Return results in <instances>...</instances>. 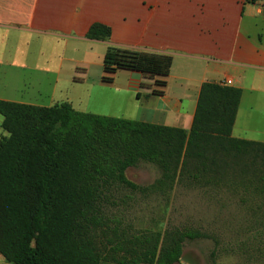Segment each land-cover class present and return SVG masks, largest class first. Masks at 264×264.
Segmentation results:
<instances>
[{
    "label": "trees",
    "instance_id": "1",
    "mask_svg": "<svg viewBox=\"0 0 264 264\" xmlns=\"http://www.w3.org/2000/svg\"><path fill=\"white\" fill-rule=\"evenodd\" d=\"M111 35L95 23L87 38ZM172 63L170 55L110 46L102 80L111 83L119 70L155 80L168 76ZM241 97L239 88L205 83L190 130L81 112L68 102L0 100L8 134L0 139V254L9 264L180 263L185 242L204 233L167 228L129 235L106 216L107 194L116 186L166 193L187 183L234 185L264 200V143L232 136ZM141 162L162 173L151 186L127 177ZM229 174L236 179L227 184Z\"/></svg>",
    "mask_w": 264,
    "mask_h": 264
},
{
    "label": "crops",
    "instance_id": "2",
    "mask_svg": "<svg viewBox=\"0 0 264 264\" xmlns=\"http://www.w3.org/2000/svg\"><path fill=\"white\" fill-rule=\"evenodd\" d=\"M95 23L111 28L109 40L87 38ZM2 35L25 36L36 41L67 40L66 51L70 48L69 41L74 40L101 42L106 51L112 46L173 58L166 77L148 80L140 72L119 70L111 83L102 79L99 83L89 82L91 63L70 60L76 66L63 83L61 74L67 58L62 57L54 68L48 62L32 67L25 58H4L5 49H0V87L13 84V68L20 72L19 76L35 70L53 78L49 87L51 103L27 104L52 107L68 102L81 112L101 115L120 112L126 119L190 130L202 86L219 83L242 90L232 136L264 143V0H0ZM39 50L40 58L43 49ZM102 67L103 78V64ZM120 74L126 77L123 83H117ZM156 81L165 85L159 87ZM228 81L231 84H226ZM155 90L160 94L154 93ZM98 91L106 96L104 108L97 107ZM58 92L65 93L57 98ZM0 100L24 103L3 97ZM113 103L118 104L116 108L110 106ZM2 122L3 119L0 126ZM261 249L258 255L230 254L228 259L264 264V241ZM0 264H9L1 254Z\"/></svg>",
    "mask_w": 264,
    "mask_h": 264
},
{
    "label": "rangeland",
    "instance_id": "3",
    "mask_svg": "<svg viewBox=\"0 0 264 264\" xmlns=\"http://www.w3.org/2000/svg\"><path fill=\"white\" fill-rule=\"evenodd\" d=\"M67 42L63 39L36 41L25 36L9 38L2 35L0 49L3 51L5 49V54L2 55L4 58L9 60L25 58V62L32 67L44 66L48 62L47 65L54 68L62 57L67 58V61L63 62L61 74L63 83L70 76L71 68L76 66V63L70 60H86L91 63L88 70V81L101 82L102 59L106 46L101 42L85 43L72 40L69 41L70 48L66 51L64 47ZM41 44L43 47H40ZM41 48L43 55L39 58ZM11 73L13 84H9L7 88L1 86L0 97L22 101L25 104L49 105L51 103L49 87L53 80L52 77H45L35 70L26 71L19 76L20 72L13 68ZM125 80L126 77L120 74L117 83H123ZM63 83L62 89H64ZM64 93L58 92L57 98ZM83 93L85 94V91ZM102 93L104 92L98 91L96 100L94 99L95 93L93 94V99L100 108L107 106L102 103L106 97ZM120 103L122 105L121 101ZM115 105L118 104L113 103L110 106L115 107ZM118 113L102 114V116L112 115L123 118L120 115H125ZM2 119L0 115V120ZM4 135L5 132L0 126V139ZM161 176V171L155 165L146 162H141L137 167L127 171L129 180L141 187L151 186ZM226 178L227 184L236 179L230 174ZM234 187L236 186L232 185L229 188L219 189L214 185L199 187L179 183L173 190L166 193L158 191L143 193L116 186L107 194L104 212L108 218L116 222L113 225L125 230L129 235L147 231H164L167 228L200 230L207 237L185 242L183 256L178 264H245L242 261L230 262L228 257L230 254L252 256V254L258 255L262 252L264 200L252 194L246 195L243 189ZM245 250L248 252L245 253Z\"/></svg>",
    "mask_w": 264,
    "mask_h": 264
},
{
    "label": "built area",
    "instance_id": "4",
    "mask_svg": "<svg viewBox=\"0 0 264 264\" xmlns=\"http://www.w3.org/2000/svg\"><path fill=\"white\" fill-rule=\"evenodd\" d=\"M226 84H231V81H228Z\"/></svg>",
    "mask_w": 264,
    "mask_h": 264
}]
</instances>
